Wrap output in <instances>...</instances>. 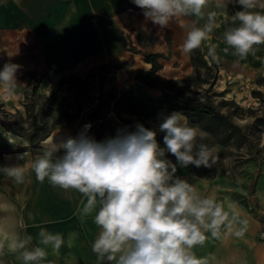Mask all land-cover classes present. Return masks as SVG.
Returning a JSON list of instances; mask_svg holds the SVG:
<instances>
[{
	"label": "clouds",
	"instance_id": "9594fccd",
	"mask_svg": "<svg viewBox=\"0 0 264 264\" xmlns=\"http://www.w3.org/2000/svg\"><path fill=\"white\" fill-rule=\"evenodd\" d=\"M142 10L146 22L168 27L175 18L193 16L181 50L191 54L200 49L216 27V12L207 13L209 0H132ZM241 6L230 18L223 32L227 45L224 54L236 57L234 65L255 56L264 45V11H256L258 0H235ZM221 5L217 3V7ZM264 7V6H262ZM183 26V25H182ZM142 30L148 31L147 24ZM216 45L209 48L211 61L220 62ZM210 61V62H211ZM19 66L4 64L0 86L12 95ZM84 125L76 137L61 136L47 142L42 153L31 162L30 170L38 182L45 180L64 193L72 191L82 199L75 210L80 222L92 217L99 229L91 245L99 261L106 264H209L214 257H200L196 249L210 239H220L227 232L242 238L249 221L242 218L234 202L227 205L213 195H203L195 185L177 175L178 167L211 169L217 163L215 149L206 143L205 133L188 123L178 111L159 117L158 127L142 123L118 128L114 137L97 141ZM163 133V147L157 134ZM264 147V139L261 140ZM167 154L175 157V163ZM25 153L16 159H24ZM27 166H0V173L16 183H23ZM59 221H50L57 223ZM40 230L33 244L32 235L0 231V256L14 254L22 264H44L47 249L58 255L62 246H72L77 233L67 242L60 233ZM48 264H51L49 261Z\"/></svg>",
	"mask_w": 264,
	"mask_h": 264
},
{
	"label": "rangeland",
	"instance_id": "374dc122",
	"mask_svg": "<svg viewBox=\"0 0 264 264\" xmlns=\"http://www.w3.org/2000/svg\"><path fill=\"white\" fill-rule=\"evenodd\" d=\"M126 18L127 21L120 18V25L128 34L129 31L136 33L134 41L125 50L140 55V58L125 62L113 77L106 73V82L101 86L96 79L87 86L70 84L65 97L55 105L46 102L44 97L54 90L58 81L49 93L39 90L44 86L47 77L43 74L44 67L39 59L37 46L32 45L31 49L28 47L31 38L26 32L17 33V36H5L7 43L4 46L0 44V70L6 63L16 64L19 68L12 95H7L0 86V166L12 165L13 162L19 164L20 161L15 157L23 152L29 155L41 154L45 145L42 138L45 135L76 137L86 124L91 125L88 135L97 141L112 137L118 128L125 126L112 112L105 111L102 114L104 122L88 120L87 112H84L95 106L99 99L105 98L111 89L108 83L110 79L115 83L116 91L120 92L134 82L133 78L139 70L149 69V66L144 65L146 62L143 55L158 54V77L163 80H182L181 85L191 97L226 115L241 135L234 136L230 142L222 144L219 134L214 135L204 130L196 122H188L205 133V139L199 142L215 149L217 163L211 169L178 167L177 175L195 185L203 195H213L225 205L229 202L236 203L242 218L249 221L248 230L242 238L225 232L220 239H210L204 246L198 247L202 252L200 257H214L210 259L209 264H264V147H261V140L264 139V101L252 94L253 91H259L264 97V51L258 53L254 60L243 61L238 68L225 67L219 54L220 46L226 45L223 41L226 28H222L221 35H209V39L199 49L206 64L201 61L191 62L190 54H184L181 50L186 35L182 38V43L178 44L170 28L160 30L157 26L153 30L137 32L140 31V21ZM212 45L217 46L219 63L211 61L208 56ZM30 50L36 59L30 58ZM28 66L32 67L36 79L41 76L43 79L38 85L37 94L25 99L29 74L32 73L27 71ZM90 68L85 72L71 73L85 79ZM220 69L224 75H220ZM221 79H224L225 83L219 88ZM25 103L33 104V113L38 115L37 122L43 123L37 131V137L32 141H29L28 137L34 129L27 119L23 105ZM65 112L72 115L69 124H65ZM10 136L13 137V142L9 141ZM5 154L10 156L6 157ZM255 175L256 180L252 186ZM3 176L5 175L0 173V225L11 228L16 216L15 207L11 197L2 187Z\"/></svg>",
	"mask_w": 264,
	"mask_h": 264
},
{
	"label": "crops",
	"instance_id": "0c3cea01",
	"mask_svg": "<svg viewBox=\"0 0 264 264\" xmlns=\"http://www.w3.org/2000/svg\"><path fill=\"white\" fill-rule=\"evenodd\" d=\"M217 3L221 6L217 7ZM262 6L264 0H258L255 10L264 11ZM239 10L241 6L235 4V0H209V5L204 10L205 19L199 20L197 26H203L207 13L214 11L216 27L209 35H221L222 28L230 25L231 15ZM126 17H129V20H139L138 27L146 23L148 31L157 27L145 21L142 10L132 0H0V44L4 46L7 43L6 35L17 36V33L26 32L31 38L28 47L31 49L32 45L37 46V53L44 67L43 74L47 77L44 86L39 90L46 93L45 88L51 84L47 91L49 93L60 78L71 72H85L90 67L104 63L134 61L128 60V57L134 54L126 52L125 49L134 41L136 32L129 31L128 34L119 23L120 18L127 21ZM195 20L193 16L180 17L169 23L167 28L171 29L175 42L182 43V38L188 30L187 26ZM226 46H220L219 50L224 66L229 69L240 67L243 61L234 65L236 57L223 53L222 50ZM262 51L264 45L258 46L256 55ZM29 54L30 58L36 59L31 50ZM256 55H249L246 60H254ZM138 56L140 58V55ZM27 71L34 73L31 66H28ZM61 136L49 135L42 143L57 140ZM23 153V161H18L19 164L27 166L24 182L16 183L7 176L1 179L2 187L14 203L16 216L11 228L0 225V231L32 235L33 244L37 243L36 237L40 230L36 225L54 234H62L66 242L69 234L75 232L77 236L72 246L68 247L66 243L58 255H53L51 249H47L49 255L44 264L49 261L51 264H106L105 261H99L91 250L99 231L92 217L81 223L74 214L82 199L80 194L74 191L64 193L61 189L52 187L47 180L38 182L30 166L40 154ZM195 251L197 256L202 255L201 250ZM0 264L22 262L14 254L5 253L0 256Z\"/></svg>",
	"mask_w": 264,
	"mask_h": 264
},
{
	"label": "trees",
	"instance_id": "16d2710c",
	"mask_svg": "<svg viewBox=\"0 0 264 264\" xmlns=\"http://www.w3.org/2000/svg\"><path fill=\"white\" fill-rule=\"evenodd\" d=\"M143 56L146 64H150L151 67L148 70H139L133 78L134 82L125 86L120 92L116 91L115 83L110 79L108 83L111 89L107 92L105 98L99 99L95 106H91L84 112V114L87 112L88 120H102L104 122L102 114L106 111L112 112L125 126H133L136 122H139L147 128L154 129L158 127L161 115L178 111L187 117L189 123L196 122L204 130L214 135L219 134L222 144H226L234 136L240 135L239 129L231 124L226 115L220 113L211 105L199 101L195 97H191L181 85L182 80H163L158 77L156 74L160 69L156 61L159 57L158 54H145ZM190 61H201L203 64H206L199 49L194 50L190 54ZM123 65H125V62L120 64L104 63L94 66L88 70L85 79L71 73L66 77L60 78L54 90L48 96H45L44 100L52 105L59 104L72 83L78 86H87L96 79L101 86L106 82V73L111 74L113 77ZM42 79L43 76L36 79L33 73L29 74V82L25 89V99L34 97L37 94V88ZM252 94L254 97L260 99V101H264L261 92L253 91ZM23 105L27 119L30 120V126L34 129L33 133L28 137V140L32 141L33 138L37 137V131L43 123L41 121L37 122L38 115L37 113H33L32 103H25ZM64 114L67 116L65 124L71 123L72 115L66 112ZM115 135L116 132L112 137ZM163 135V133L159 132L157 134V140L161 147L164 146ZM47 137L45 135L42 139L44 140ZM166 156L168 159L175 161V157L171 154L166 153ZM255 180L256 175L251 184L252 186Z\"/></svg>",
	"mask_w": 264,
	"mask_h": 264
},
{
	"label": "bare ground",
	"instance_id": "6f19581e",
	"mask_svg": "<svg viewBox=\"0 0 264 264\" xmlns=\"http://www.w3.org/2000/svg\"><path fill=\"white\" fill-rule=\"evenodd\" d=\"M143 24H140L139 25V29L141 30V31H145V30H142V26ZM147 28H148V26H147ZM139 58V56L138 55H130L129 57H128V60H136V59H138ZM127 60V59H126ZM144 65L147 67V66H149V64H146V63H144ZM220 74L221 75H224V72H223V70L222 69H220ZM220 85H219V88H222L223 86H224V83H225V80L224 79H221L220 80ZM51 86V84H49L46 88H45V91L47 92L48 91V89H49V87ZM9 141H11V142H13V137L12 136H10L9 137Z\"/></svg>",
	"mask_w": 264,
	"mask_h": 264
}]
</instances>
